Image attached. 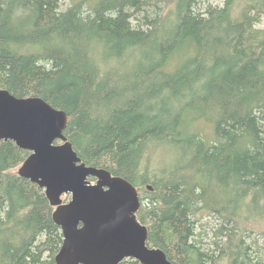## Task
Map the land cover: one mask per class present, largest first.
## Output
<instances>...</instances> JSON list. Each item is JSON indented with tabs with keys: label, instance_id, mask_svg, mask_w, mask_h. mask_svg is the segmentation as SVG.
Returning <instances> with one entry per match:
<instances>
[{
	"label": "trees",
	"instance_id": "trees-1",
	"mask_svg": "<svg viewBox=\"0 0 264 264\" xmlns=\"http://www.w3.org/2000/svg\"><path fill=\"white\" fill-rule=\"evenodd\" d=\"M237 1L0 0V88L66 112L74 151L136 187L172 264H264L249 241L264 236V0ZM28 154L0 141V264H56L62 244L44 190L14 172ZM200 209L222 220L210 246Z\"/></svg>",
	"mask_w": 264,
	"mask_h": 264
},
{
	"label": "water",
	"instance_id": "water-1",
	"mask_svg": "<svg viewBox=\"0 0 264 264\" xmlns=\"http://www.w3.org/2000/svg\"><path fill=\"white\" fill-rule=\"evenodd\" d=\"M67 121L64 110L38 96L17 97L0 88V141L29 151L16 172L42 188L54 207L52 219L63 236L56 264H120L127 258L172 264L162 249L148 245L147 228L136 216V187L84 163L64 134Z\"/></svg>",
	"mask_w": 264,
	"mask_h": 264
},
{
	"label": "rangeland",
	"instance_id": "rangeland-1",
	"mask_svg": "<svg viewBox=\"0 0 264 264\" xmlns=\"http://www.w3.org/2000/svg\"><path fill=\"white\" fill-rule=\"evenodd\" d=\"M198 5L200 9H205L208 4H212L213 6L222 5L224 0H197ZM244 4V1L238 0L237 6L235 9V13L238 12L240 7H242ZM68 5V2L66 1L63 5V8H66ZM169 5L163 6L162 4L158 5V7H153L148 10L150 14H155L156 12L161 13L164 15L166 11H168ZM133 23H136V20H133ZM255 27L258 29L264 28V15H261L259 18V22L255 24ZM203 130H207V126L204 125L202 128ZM153 163H164L168 164L171 163L173 160V155L171 152V149L165 148V149H155L154 155H153ZM173 163V162H172ZM17 171V168H15L14 172ZM63 201H68L69 196H62ZM196 230H195V239L197 241H201L205 246H210L212 242L216 239V232L220 226V222L222 220L218 219V217L215 214L209 213L206 210L200 209L196 213ZM249 241H254V245H257L259 247V252L264 255V236L258 233H252L250 234Z\"/></svg>",
	"mask_w": 264,
	"mask_h": 264
},
{
	"label": "flooded vegetation",
	"instance_id": "flooded-vegetation-1",
	"mask_svg": "<svg viewBox=\"0 0 264 264\" xmlns=\"http://www.w3.org/2000/svg\"><path fill=\"white\" fill-rule=\"evenodd\" d=\"M95 181V180H94ZM63 196H65V195H63Z\"/></svg>",
	"mask_w": 264,
	"mask_h": 264
}]
</instances>
